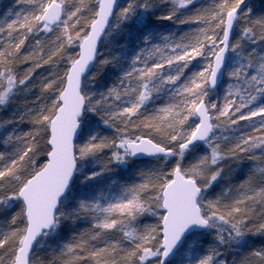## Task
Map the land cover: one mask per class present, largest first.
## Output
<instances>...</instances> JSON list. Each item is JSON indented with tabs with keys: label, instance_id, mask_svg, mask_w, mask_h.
<instances>
[{
	"label": "snow or ice",
	"instance_id": "1",
	"mask_svg": "<svg viewBox=\"0 0 264 264\" xmlns=\"http://www.w3.org/2000/svg\"><path fill=\"white\" fill-rule=\"evenodd\" d=\"M0 264H264V0H11Z\"/></svg>",
	"mask_w": 264,
	"mask_h": 264
},
{
	"label": "trees",
	"instance_id": "2",
	"mask_svg": "<svg viewBox=\"0 0 264 264\" xmlns=\"http://www.w3.org/2000/svg\"><path fill=\"white\" fill-rule=\"evenodd\" d=\"M9 3H11V0H0V11H2Z\"/></svg>",
	"mask_w": 264,
	"mask_h": 264
}]
</instances>
